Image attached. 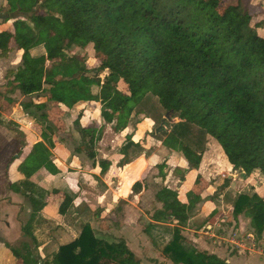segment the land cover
I'll return each mask as SVG.
<instances>
[{
  "label": "trees",
  "instance_id": "1",
  "mask_svg": "<svg viewBox=\"0 0 264 264\" xmlns=\"http://www.w3.org/2000/svg\"><path fill=\"white\" fill-rule=\"evenodd\" d=\"M6 4L9 13L19 7L27 16L5 20L11 21V27L0 32V57L6 58L13 50L21 52L20 66L7 72L0 96L6 98L16 90L25 97L44 94V103L21 105L39 112L31 117L45 123L42 141L46 132L50 133L44 109L51 102L68 109L79 102H96L102 119L120 131L126 128L135 107L151 96L164 115L171 112L166 129L153 132V136L178 153L189 170H198L211 137L243 177L256 171L264 176V35L259 33L263 23L253 22L243 0L222 12L208 0H6ZM38 46L44 54L33 57L30 50ZM87 46L100 60L89 70L76 57L66 55L73 47ZM119 83L122 89H118ZM80 115L75 123L81 140L89 137L84 144L89 147L87 156L105 173L108 162L96 161L93 150L101 134L81 128ZM0 125H4L2 120ZM11 130L18 140L24 138L18 129ZM75 151L80 152V146ZM143 152L141 143L127 135L118 165L132 163ZM27 159L28 164H23L31 172L45 169L52 175L58 173L43 142L33 145ZM162 167L159 165L160 171ZM199 183L197 176L195 185ZM10 189L28 198L32 219L40 209L34 185L24 181L10 185ZM186 196L184 204L176 191L166 187L155 195L161 208L154 212L148 227L166 221L173 225L162 254L174 264H226L197 251L181 236V227L201 201L193 192ZM70 202L65 196L58 213L64 215ZM231 216L234 221L249 219L254 236L261 238L264 200L258 194H238ZM28 225L22 231L30 235ZM10 250L17 264H99L101 260L140 264L122 239H101L88 224L71 243L59 246L44 260L33 259L28 251Z\"/></svg>",
  "mask_w": 264,
  "mask_h": 264
},
{
  "label": "crops",
  "instance_id": "2",
  "mask_svg": "<svg viewBox=\"0 0 264 264\" xmlns=\"http://www.w3.org/2000/svg\"><path fill=\"white\" fill-rule=\"evenodd\" d=\"M10 27L11 22H4L3 20L0 22V32L8 30ZM262 31H264V26ZM40 48H42V50ZM30 54L33 57L42 55L44 54V49L42 46L35 47L30 50ZM20 56V51L13 50L6 58L0 57V93L3 92L4 86L7 84V72L15 70L20 66ZM6 98L0 96V120L4 122V125H0V231L2 232V236L6 238L5 240L8 244H12L11 241L12 238H14V233L20 231L22 227L29 224V230L32 231V227L34 229L31 233L36 241V244L32 241L33 248L36 253L38 250L39 255L45 259L55 253L59 246L69 244L77 238L83 225L88 224L93 230H96L99 220H101V222L104 221L102 217L103 214L110 213L108 206L111 204L112 207H114V203L120 199L127 201L125 199H127L129 194H135L136 200L145 199L146 186L142 178L139 176L137 178V173H139L138 170L141 168L140 174H142L150 163L147 151H144L143 155L134 159L132 163L119 166L118 162L122 159V156L119 152H114L112 147L109 148L110 145L105 144L103 136L106 134L109 136L112 133L110 137L120 142L118 148L122 147L126 135H130L133 142H140L142 145L141 139L147 127H145L146 129L139 128V130L136 131L135 124V127L130 128L131 130L127 128L125 132L112 131L111 126L113 128V125H109L107 129L105 128L102 139L100 135V139L94 149L96 161L105 160L109 164L108 171L101 173L100 167L92 165V160H90V167L88 166L87 169H85V166H83L82 155L79 154L81 151H75V149L79 147V144L72 137L73 131V136H78V132H76L74 128L68 129L71 130V132L66 133L69 136L68 139L60 136L62 134L61 130H58L55 134L44 131L47 134V138L45 141H42L41 133L44 126L43 128L42 126H38L39 122L30 115H27L21 106L28 102L29 97L22 96L19 91L16 90L11 94H7ZM37 99L38 100L33 101L34 104H40L46 101L44 95H41V98ZM90 103L96 105L94 109L91 107V110H96L98 112V120L96 117L94 118L93 114H90ZM54 105L59 104L51 102L47 107L48 120L54 124H59L62 120H68V123L71 125L76 121L78 115L81 114L78 119L80 127L92 128L95 129L97 133L101 134V132H99L100 127L91 126L95 121L96 123L99 122L104 124L100 122V105L98 103L79 102L70 109L60 104V107L57 109L64 110V112L60 111L59 120H54L52 117L53 111L49 110L52 108L56 109ZM65 115L66 117H63ZM7 123H11V128L18 129L24 135V138L20 140L23 144L19 141L17 142L18 138L15 136V131L7 127ZM142 124L145 125V123ZM150 127L151 124H148V128ZM153 129L151 132L155 133ZM2 139L5 142H3ZM112 139L111 142H114ZM37 142H43L48 149L50 160L58 169V173L55 175L50 174L45 169L31 172L30 169L24 167V160L28 157L33 145ZM158 142L159 147L164 148L161 142ZM72 143H75L76 146L72 145ZM147 143L151 142L148 141ZM143 147L147 148L145 146ZM209 153L210 151L208 153L205 151L198 170H191L189 173L195 175V179L197 176L200 177V183L198 185H195V179H193L190 184L196 186V191L193 193L199 195L201 198V201L194 205L196 210L191 212L192 214L196 213V215H193L194 217L191 218L194 219V221L199 220V215L200 217L208 215L209 218L212 216L211 218L217 219L216 216L220 215L219 212L222 211L224 207L219 202L213 205L215 202L213 201V196L208 194L209 191H214L215 188L220 185L219 181L211 182L212 178H208V175H211V172H208L210 170H207L209 168L203 167L205 157L208 156ZM210 158H212V156ZM179 159L181 160V164H179L180 167L188 171L187 163L181 156ZM167 163L169 164V161ZM81 166H83V168H81ZM223 166L226 174H222L225 176H222V178L228 179L230 188L234 189L237 193L235 197L238 194L251 191L250 189L252 188L251 192L258 194L264 200V178H254L262 174L256 171L249 177L237 178V172L233 171L234 169L227 162L225 156ZM88 168H90V170ZM119 169L121 171V178H116L118 176L113 174L110 175L109 178H101V176H107V173H111L112 170H118L119 173ZM93 176L99 178H94ZM125 176H128V178H125ZM157 179L164 182L162 187L177 192V189L170 183V178L159 177L154 180L158 181ZM24 181H28L34 185L37 190V195H34L36 199L41 197V193L42 198H45L44 201L46 204L39 212L43 220V223L40 225L37 224L38 218L35 223H33L34 219H30L32 210L24 204V199L28 200V198L22 193L10 189V185L20 184ZM100 181L105 186L101 185V187H99ZM114 181H116L117 185L112 189V183ZM136 183L139 184V186L136 187ZM158 190L159 189L155 191L153 197L156 208L149 214L147 224H141L139 221L142 214V207L139 206L135 209V202L128 201L130 206L124 209L125 215L123 216V220L121 222H116L117 219H115L114 213H112L111 216L107 217L111 218L114 222L111 221V223L106 220L105 226L101 227L100 230L106 238H111V236L109 237L106 235L107 233L114 236V240L112 241H108V239L104 238L108 242H116L122 239L127 248L139 260L140 264H174L167 256L162 254L163 247L168 243L167 239L172 235L173 225L166 221L153 223L152 227H148L152 222L151 217L154 212L161 208V204L155 199ZM227 190L228 188L222 191L220 198L226 196L225 193ZM65 196L69 197L71 202L67 207L66 213L60 215L58 209ZM206 199L209 200L206 201ZM94 206L103 209V211L99 213V210H96L97 214L95 219L88 222L85 213ZM227 211L229 212V221L233 224V227H236V229L239 228V230L249 229L250 233H248V238L250 242L247 246L236 240V231L232 233V237L230 236L227 239L216 235L214 229L218 224L216 220L213 219H210L208 223L204 224L203 226L206 225L205 227L192 226L189 224L186 227L184 225L185 227H183L181 231V236L187 240L188 244L194 246L197 251L214 255L224 260L226 264H264V231L261 238H256L253 231L250 229L249 219L243 217L234 221L231 216L232 205H229ZM130 212L134 214L132 219L127 215ZM199 212L200 214H198ZM26 214H28L27 223L21 227L17 216H26ZM143 215L145 216V214ZM96 235L98 236V234ZM227 243H229L230 247L227 246ZM0 255V264H17V259H14L10 252L3 250L0 251ZM99 264L114 263L108 260H101Z\"/></svg>",
  "mask_w": 264,
  "mask_h": 264
},
{
  "label": "rangeland",
  "instance_id": "3",
  "mask_svg": "<svg viewBox=\"0 0 264 264\" xmlns=\"http://www.w3.org/2000/svg\"><path fill=\"white\" fill-rule=\"evenodd\" d=\"M213 7L215 8V10L217 12H222V10L227 7L228 5H234L237 3L238 0H208ZM243 5L245 6V8L248 9L249 14L253 16V22H262L263 26H264V0H243ZM9 13V7L6 4V0H0V14H7ZM5 21V20H3ZM12 21V20H11ZM10 20H8L7 22H11ZM0 22H2V20L0 19ZM259 33H261L262 35H264V31L259 30ZM42 50V48H40ZM66 55L69 57H76L88 70L89 69H93L96 68L99 63L100 60L99 58L97 59L94 55V50L92 49L91 46H87L84 49H81L79 47H73L71 50H69L68 52H66ZM94 73L89 72L88 75H93ZM105 75V73H102L100 75V78L102 79L103 76ZM123 85L121 83L118 84V89H122ZM94 90H97L96 88H94ZM41 95L44 94H37V95H33V96H29L28 98V102H32L34 100H38L37 98H41ZM43 98V97H42ZM56 104L59 105H54L56 107V109L52 108L49 109L51 111H53L52 113V117L54 118V120H59V116H60V111L64 110H58L57 108L60 107L59 102H56ZM63 105V104H61ZM58 106V107H57ZM91 107H96L95 104H91L90 103V110L92 109ZM27 115L30 114V116H32V114L34 115H38V111L36 109H34V107H30L28 109H23ZM46 114L48 111V108L44 109ZM100 110V108H99ZM62 112V115H63ZM100 112V111H99ZM91 115H94V118L96 117V119L98 120V112L96 110H91ZM77 115V114H76ZM63 117H66L63 116ZM77 117V116H76ZM164 120V111L163 109L159 106V104L157 103L156 99L148 96L145 100H143L139 105H137L135 107V109L132 111V113H130L129 115V119H128V124L126 126L125 129L120 130L121 132H125V130L127 128H132L135 127L134 125L136 124V131L139 130V128L142 129H146L145 127H147V129L143 132V137L141 139L142 142V147L145 146L147 148L143 147L144 151H147V156H149L150 159V163L148 165V167L145 169V171L140 174L141 172V168H139V173H137V178L138 176L140 178H142L145 186H146V197L145 199L142 200H136L135 198V194H129V196L127 197V201H123L122 199L118 200L116 203H114V207H112V204L109 207L110 213H105L103 214V218L104 221L101 222V220H99L98 225L96 226V230H93L95 235L98 234L97 237L104 239L106 237H104V235L102 234L101 227L105 226V221L107 220V222H111L113 221L111 218L107 217V216H111L112 213H114L116 222H121L123 220V216L125 215L124 209L127 208V206H130L128 201H134L136 207H134L135 209L138 208L139 206L142 207V211H141V218H140V223L141 224H147V219L149 218V214H151V212L156 208V204L155 201L153 199L154 197V193L157 189L161 188L162 185L164 184V182L162 181H155V178H159V177H163V178H170L171 181L170 183H172V186H174L177 189V192L179 193V198L180 200L186 204L187 203V192H195L196 191V186L190 185L192 180L195 179V175H193L192 173H190L191 170L185 171L183 170L179 164H181V160L179 159L180 156L175 153L174 151H170L169 149H167L166 147L164 148H160L158 145V141L157 139L153 136V132H151V130H155L161 123V121ZM38 121V120H37ZM39 122L38 126H43L45 125L44 122ZM56 122V121H55ZM100 122H103L104 124H101L99 122L96 123V121L91 125L93 127H100L99 132H101V139H102V135L105 132V128L107 129L109 125L111 124H107L101 117L100 115ZM42 123V124H41ZM142 123H145V125H143ZM148 124H151V127L148 128ZM48 128L50 130L51 134H55L58 130H61L62 134L60 136L65 137V138H69V136L66 133L71 132V130H68L70 128H74V130L76 132H78V136L74 137V131H73V139L76 140V142H78L80 148H81V152L79 154L82 155V159H83V166H85V169H87V167H90V159L87 156V151L89 148L88 146L85 147V143L88 142L89 137H85L84 140H81V135L79 133L78 127L76 126V123H72L71 125L68 123V120H62L59 124H54L53 122H51L50 120H48ZM79 125V123H78ZM80 126V125H79ZM142 126V127H139ZM30 128V127H29ZM92 129V128H91ZM68 130V131H66ZM111 130L115 132V130L112 128L111 126ZM131 130V129H130ZM109 132V130H108ZM117 132V131H116ZM13 133V132H12ZM112 134V133H111ZM107 136V134L105 136H103V138L105 139V144L110 145L109 148L112 147V150L114 152H119L121 148H118V146L120 145V142L116 139H112L110 136ZM127 136V135H126ZM151 138V139H150ZM111 139L114 140V142H111ZM3 141V139H2ZM20 142V140L17 139V142ZM148 141H150L151 143H147ZM5 142V141H3ZM21 144H23V142H20ZM98 141L95 143L93 150L96 148ZM72 145L76 146L75 143H72ZM205 151L209 153L208 156L205 157V161L203 163V167L205 166V168H209L207 170H210L208 172H211V175H208V178H212L211 182H218L220 183L219 186H217L215 188L214 191H209L208 194H211L213 197V201H215L213 203V205L217 204L218 202L221 203L223 207L222 211H220V215L216 216L217 219L214 218H209L208 215L202 216L200 217L199 215V220L198 221H194L193 215L191 212H194L196 210V207L193 208V210L190 212L191 214H189V218L187 220V222L185 223V226L187 227V225H192V226H199V227H205L203 226L204 224L208 223L209 220L213 219L216 220L218 226H216V228L214 229V233L216 235L222 236L225 239L229 238L230 236L232 237V233L236 231L237 233V237L236 240L242 242L245 246H247L250 242V239L248 238V233H250L249 229L247 228L239 230V228L236 229V227H233V224L229 221L230 217L228 216V209H229V205H232L233 200L235 195L237 194L236 191H234V189L230 188L229 185V181L228 179H223L222 178V174H226V171H224V156L223 153L221 151V148L219 145L216 144V141L213 140L212 138L208 137V141H207V145L205 147ZM29 156V155H28ZM146 156V157H147ZM212 156V158H210ZM169 161V164L167 163ZM24 162H26V164H28V159L26 158L24 160ZM30 162H33L32 160ZM163 165L162 170L160 171L159 169V165ZM83 166H81V168H83ZM90 170V168H88ZM220 172V173H219ZM121 171L119 169V173L118 170H112L111 173H107V176H101V178H109L110 175H117L118 177L116 178H121L120 175ZM120 176H119V175ZM92 176V175H90ZM94 178H99V177H95ZM79 178H83V177H79ZM125 178H128V176H125ZM130 178V177H129ZM237 178H246L243 177V174H241V172H237ZM254 178H264L262 175H257ZM157 182V183H155ZM169 183V184H170ZM155 184V186H154ZM101 185L105 186L101 181L99 182V187H101ZM117 185L116 181H114L112 183V189L115 188V186ZM149 185V187H148ZM228 188V190L225 193V197H221L220 195H222V191H224V189ZM191 189V190H189ZM189 190V191H188ZM252 191V188L250 189ZM246 191V190H245ZM251 191H246L245 193L247 194H252L253 192ZM40 194V193H39ZM261 197V196H260ZM223 198V199H222ZM45 198H42V193H41V197L36 199V202L40 205V209L39 211L34 213V216L32 219H34L33 223H35V221L37 220V224H42L43 220L42 217L40 216L39 212L43 209V207L45 206ZM209 199H206V201H208ZM62 202V201H61ZM24 204L26 205V207H31V204L29 203V201L26 199H24ZM96 210H99V213L101 211H103V209H99L96 208L95 206L93 208H91L90 210H88L85 213V217L86 220L89 221H93L95 219V216L97 214ZM216 212V211H215ZM128 213V212H127ZM126 213V214H127ZM145 214V216L143 215ZM200 214V212L198 213ZM61 215V214H60ZM129 216L130 219H132V217H134L133 213H129L127 214ZM18 221L20 222L21 227L24 226L27 223L28 220V214H26V216L24 215H18L17 216ZM190 220V221H189ZM114 222V221H113ZM112 223V222H111ZM183 226V227H185ZM214 226V227H215ZM183 227L181 228V231L183 229ZM24 228V227H23ZM32 231L34 230L33 227L31 228ZM28 231L31 235H27L24 234V232L22 231V228L20 231L14 233V238H12V244H8L7 241L5 240L6 238H4L2 236V232L0 231V251H8L11 253L10 248H14L16 250H18L20 253L25 254L27 251L30 252L31 257L33 259H44L43 257H41L38 253L35 252L34 248H33V243L36 244V241L34 240L33 236H32V231L29 230L28 227ZM107 236H111V238H106L108 239V241H112L114 240V236L113 235H109L108 233L106 234ZM172 236V235H171ZM171 236L169 237V239H171ZM169 239L168 242L170 241ZM105 240V239H104ZM107 241V240H106ZM6 245H10V248H8ZM227 246H229V243H227ZM230 247V246H229ZM12 254V253H11ZM13 256V255H12ZM1 257V255H0ZM14 257V256H13ZM14 259H16L14 257ZM19 264V262H18Z\"/></svg>",
  "mask_w": 264,
  "mask_h": 264
},
{
  "label": "water",
  "instance_id": "4",
  "mask_svg": "<svg viewBox=\"0 0 264 264\" xmlns=\"http://www.w3.org/2000/svg\"><path fill=\"white\" fill-rule=\"evenodd\" d=\"M26 16H27V13L22 12L20 10V8L17 7L16 10H14V11H12L10 13L0 14V19L1 20H7V19L16 20V19H19V18H24ZM170 117H171V112H167L164 115V120H162L160 125L155 129V133L156 134L166 129V122L170 121V119H171Z\"/></svg>",
  "mask_w": 264,
  "mask_h": 264
},
{
  "label": "built area",
  "instance_id": "5",
  "mask_svg": "<svg viewBox=\"0 0 264 264\" xmlns=\"http://www.w3.org/2000/svg\"><path fill=\"white\" fill-rule=\"evenodd\" d=\"M233 171H235V172H238L237 170H233ZM230 173V172H229ZM222 176H224V175H222ZM230 176V175H229ZM225 177V176H224Z\"/></svg>",
  "mask_w": 264,
  "mask_h": 264
}]
</instances>
